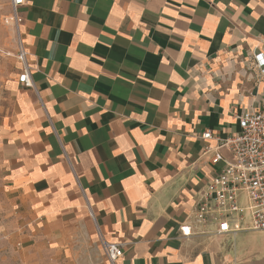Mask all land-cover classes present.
I'll list each match as a JSON object with an SVG mask.
<instances>
[{"label":"crops","instance_id":"1","mask_svg":"<svg viewBox=\"0 0 264 264\" xmlns=\"http://www.w3.org/2000/svg\"><path fill=\"white\" fill-rule=\"evenodd\" d=\"M19 13L34 87L19 62L0 94V238L21 264H109L102 239L122 244L118 264H264V230L199 235L216 226L192 219L220 140L264 103V0Z\"/></svg>","mask_w":264,"mask_h":264},{"label":"built area","instance_id":"2","mask_svg":"<svg viewBox=\"0 0 264 264\" xmlns=\"http://www.w3.org/2000/svg\"><path fill=\"white\" fill-rule=\"evenodd\" d=\"M24 3L25 0H11L17 34L16 58L21 64L20 82L27 87H34L29 53L20 30L23 18L19 7ZM257 59V64L263 67L264 53L257 55ZM237 118L240 130L233 136L220 140L218 147L227 149L229 155L217 154L214 157L213 163L222 164V167L199 193L192 214L195 223L216 227L215 230H198L196 233L199 235L264 230V103L245 110ZM203 138L213 139L214 135L208 131L203 134ZM243 194L247 198V204L241 202ZM180 231L184 237L195 233L189 222L181 225ZM101 245L109 264H118L124 254L122 244L102 239Z\"/></svg>","mask_w":264,"mask_h":264},{"label":"rangeland","instance_id":"3","mask_svg":"<svg viewBox=\"0 0 264 264\" xmlns=\"http://www.w3.org/2000/svg\"><path fill=\"white\" fill-rule=\"evenodd\" d=\"M16 35L10 2L0 0V94L19 63L16 58ZM241 202L247 204L245 195ZM0 221H2L1 215ZM22 259L17 244L11 246L5 238H0V264H21Z\"/></svg>","mask_w":264,"mask_h":264}]
</instances>
